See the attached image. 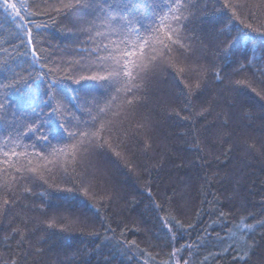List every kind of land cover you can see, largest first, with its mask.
I'll return each mask as SVG.
<instances>
[{"label":"trees","instance_id":"obj_1","mask_svg":"<svg viewBox=\"0 0 264 264\" xmlns=\"http://www.w3.org/2000/svg\"><path fill=\"white\" fill-rule=\"evenodd\" d=\"M172 2L108 0L119 23L77 0H24L25 24L0 7V85L24 77L0 87V148L27 153L0 152V264H264V0H189L185 47L148 50L132 94L91 78L94 49H132L123 25L148 38ZM219 29L241 37L227 55Z\"/></svg>","mask_w":264,"mask_h":264},{"label":"snow or ice","instance_id":"obj_2","mask_svg":"<svg viewBox=\"0 0 264 264\" xmlns=\"http://www.w3.org/2000/svg\"><path fill=\"white\" fill-rule=\"evenodd\" d=\"M93 5H96V10L104 13L106 17H108V20L106 23H119V21L122 19L120 16H109V13L111 11H114V6L110 3H108V0H100L99 3H97V0H90V2L87 3H81V0H77V3L75 5H63L64 7H84V8H92ZM106 5V7H105ZM125 6H127L125 4ZM243 5L237 4L232 5L230 3V0H226L225 4L223 5L224 8H232L233 15H236L239 11V9ZM0 7H3L5 11L11 10V13H14L15 16H20V10L21 8L25 7L24 0H20V5L18 7L17 3L10 2V0H3V3L0 4ZM195 4H190L189 0H173L172 5L169 7V11L167 13H162L157 18L158 26L155 27L153 30L150 31L148 38H144L140 36V28H136L132 26V22L129 20L126 24L123 25L124 29H127V32L125 33L128 40H131L132 37H135V40L132 44V49L125 48L121 51L119 47H115L114 50H109L107 44H103L97 49H94V52L97 53L96 59L98 62V66L101 72L105 73L104 75H96L91 77L94 80L103 81L109 86L118 84L120 87L116 88L117 92L124 91L125 94H132L135 89L139 87V85L136 83V80L138 78V70L139 71H147L148 66L146 64H143V59L146 58V52L150 50L152 52V55L150 57H147L149 59V63H154L158 59L163 58L165 53H170L173 50V46H179L180 48H184L185 45L182 43L183 37L181 36V28L183 27L181 25L182 20H187L189 16L193 15L192 12H188V16H185L183 13L185 11H188L189 8H195ZM169 16H171L172 21L176 23V27H173L171 23H169ZM231 19V17H229ZM247 27L251 28V25H247ZM256 31H260L259 29H256ZM97 36H102L103 33L97 32ZM113 35L116 36L117 39H119L120 32L117 31L115 28H113ZM218 35H225L227 38L223 41H221V45H217V51L223 52L225 55H227L231 48L233 47L234 43L238 41L241 37H231L230 34H227L224 32L223 29H219ZM121 43H126V41H120ZM158 44L161 46V49L159 53H157L156 48L153 46V43ZM29 43H31V39L29 38ZM112 43L115 45L116 41H112ZM134 49V50H133ZM106 53V55H99L100 52ZM36 54V50H33V55ZM39 57H37V62H39ZM137 59H139L141 62L137 63ZM43 66V65H42ZM241 68H243V65H241ZM182 71V70H181ZM48 72L55 76L57 69L55 68H49ZM47 74H41V79L44 78V76ZM217 79H219V74L217 73ZM16 79L7 84V85H0V87H15L16 83L19 80L24 79V77H20L19 74H15ZM255 91V89H253ZM39 95V94H38ZM41 99V102L49 104L50 106L53 105V102H55L57 105L62 104V98L60 97L59 92L56 91V84L55 80H50L47 82L46 90L43 92L42 96H39ZM47 98V99H45ZM113 100L115 97L112 98ZM129 104L132 103L131 100L127 101ZM5 105L0 103V109H4ZM59 109L57 107H53V112H57ZM105 108H100L99 112L103 114L105 112ZM95 119V117L93 118ZM69 137H74L77 135V133L69 132L68 129L64 128L63 125L59 126ZM30 130H34L30 128ZM104 130V125L101 124L100 128L97 129L95 133H89V132H80L78 135L82 138H93L98 135L99 132H102ZM44 140L48 139V136H43ZM81 143H83V140H81ZM20 147V145L15 144L14 142L9 145L5 144L3 148H0V152H2L3 156L6 158L5 163H8L9 157H19L22 155H27L25 152H17L16 148ZM77 148V145H73V153L75 152ZM53 154H64L65 149L64 148H53L52 149ZM73 153H68L69 156H73ZM74 158V156H73ZM30 163V162H29ZM6 171V170H5ZM17 172L21 171V169H16ZM30 171H35V169H30ZM26 191H29L26 189ZM5 204L8 203V200L4 201ZM221 215H225L224 213H221ZM178 223V222H177ZM262 225H264V221L260 222ZM254 226L245 224L244 228L241 230L242 233L244 229H247V231H252ZM14 232L17 230H13ZM243 238V235L241 236V239ZM134 243V242H133ZM231 247V245L229 246ZM175 252L172 253L173 256H175ZM11 264H16V261L13 260ZM187 264V262H185Z\"/></svg>","mask_w":264,"mask_h":264},{"label":"rangeland","instance_id":"obj_3","mask_svg":"<svg viewBox=\"0 0 264 264\" xmlns=\"http://www.w3.org/2000/svg\"><path fill=\"white\" fill-rule=\"evenodd\" d=\"M10 2H15V0H10ZM7 12L10 13V15H11L13 18H15L16 20H19V21H21V23H23L21 17H20V16H15L14 13H11V10H10V9L7 10ZM23 24H25V23H23ZM175 264H185V263H181V262L176 261Z\"/></svg>","mask_w":264,"mask_h":264}]
</instances>
